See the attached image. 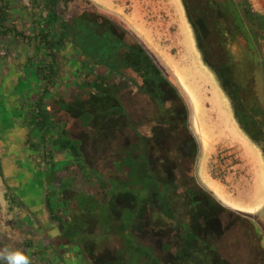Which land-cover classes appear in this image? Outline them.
<instances>
[{
  "label": "crops",
  "instance_id": "crops-1",
  "mask_svg": "<svg viewBox=\"0 0 264 264\" xmlns=\"http://www.w3.org/2000/svg\"><path fill=\"white\" fill-rule=\"evenodd\" d=\"M2 2L4 3L6 0H0V4ZM38 2L40 3L39 0H36V3L32 2L33 8L31 11L26 7L27 12L25 13L21 0H9V4L12 8H15L13 9V12H10V15H5V18H2L0 12V142L4 145L5 140L8 141L10 137L14 138L16 136L14 138L16 140L15 145H23L21 146V152L25 148L24 143H26L28 147H32L30 151L31 156L34 157L33 161L36 162V168L34 171L36 175L43 173L50 176L48 178L49 182L61 180L62 177L52 179L51 174L55 173L56 170H63L59 168V164L63 163V166L69 165L80 156L73 158L72 152L69 151L68 147L61 146L60 142L65 140L71 143L72 139H78L79 135L81 136V131L84 130L87 132L86 129L91 130L92 127L98 129L108 123L113 125V121H115L114 118L119 117H124L126 119L125 124L122 126L119 138L114 135L116 129L112 128L111 132L114 136L113 138L111 137V140H107L110 143L109 146L107 143L105 145L107 148L109 147L107 154H102L103 150L102 152L99 151V141L95 138L88 141L83 140L82 137L80 138L82 140L81 142L85 145L83 147V155L88 159L90 157L89 161L91 165L95 166L98 170L114 172L116 166L140 163L139 159L143 158L145 160L148 156L151 157L153 146L163 149V141L165 139L170 140V138L178 137L179 142H174L172 146L167 147L177 148V146L181 145V142L184 139L183 135H176L183 130L181 127L183 124V106H175L169 111L172 119L169 123L172 127L171 134L169 133V128L166 126L169 121V117L167 116L168 111L163 113L162 107L163 96H169L171 98L175 97L177 93H179L180 96H185L187 100L189 122H191L190 125L197 142V147L199 146L198 144L200 141L203 143L200 132L196 126L197 118L198 121H200L199 117L203 108L200 98L197 97L198 95L195 92V87L186 76L187 70H184L183 68L178 70L181 71L184 77L183 79L181 76V80L175 68L173 67V69L171 66L165 64L163 60L161 61L159 58L160 55L157 54L156 50L152 48V46L141 37V34L129 25L128 20L121 15L115 17L118 23L122 24L125 29L137 38L147 53L150 55L151 53L157 54L156 58L158 61H154L156 64L155 67H157L155 71L154 68L152 69L153 71L146 69L145 64H152L148 61H101L95 58L94 49L97 47L98 43L81 39V37H84L85 39L86 37H89L88 32L78 33L80 39L76 37L77 34H69L68 36L64 35L63 42L56 45L55 39L50 36L54 35V33L56 34L57 31L55 29H52V31L48 29V36L46 38L48 44H45L43 40H39V37H41V31L37 24L38 20L42 16H45V12H41ZM88 2L102 10L104 13L102 15L104 16L110 17L113 14L105 8L102 9V7L94 2V0H88ZM248 2L254 6L253 12L264 17V0H248ZM21 6L23 8L20 9ZM34 6H37V8ZM88 13L89 12H82L78 18L79 21L83 22L86 20L87 24L97 23L98 25L103 24V27L105 26L104 23H101V17H85L90 15ZM106 14H110V16ZM43 33H45V30ZM263 34L264 32L261 31L262 36ZM98 47L100 48V46ZM41 52L46 54V63H41L42 60L40 61L39 59ZM44 64H47L48 67L52 66L56 70L54 75L46 80L43 77V74L47 75V72L41 73L40 71V69L44 67ZM261 64H263V62H261ZM203 65V69H205V71L207 70V76L200 68L199 72L207 79L210 80L212 78L214 80L209 67L204 63ZM163 72L167 81H163V79L159 77L161 73L163 75ZM189 72L191 71L189 70ZM194 72H198V69H196V71L194 70ZM169 74H171L174 79ZM210 74L212 76L211 78ZM155 80L159 82L156 83L154 82ZM83 82H85L84 85ZM23 83H26L24 85L26 88L22 89L20 84ZM81 86H84V89ZM163 89L165 90V95L163 94ZM214 94L217 96L216 98L220 96L218 91L214 92ZM223 96L229 100L232 114H234L230 99L225 94ZM166 99L164 100L167 101ZM197 103L198 109L196 106ZM8 109L13 112L11 116L8 115ZM262 112L264 113V110ZM41 114L42 116L47 117V123L45 125L42 124L43 128H38L36 134L40 135V131L46 129L45 132L49 135L48 139L45 142L43 140L42 144H32L19 141L17 136L20 135V130H22V127L24 126V121L26 120L24 117L35 118L36 116H41ZM163 114L165 116H163ZM2 116L5 118H2ZM20 117L23 118H21L23 120L22 122L18 123V121H15ZM163 117H165L166 120H164ZM13 120L15 122H13ZM12 124H16V126H12ZM17 128H19L18 131ZM48 128H51V130ZM240 130L245 140L251 146L256 149L258 147L260 148L258 142L249 139L241 128ZM56 133L58 136H56ZM136 134L139 137L135 136ZM197 134L200 135V138ZM115 140L121 141L122 143L117 146ZM132 142L136 145L133 146V144H131ZM5 146L8 147L10 145ZM118 147H120V150ZM129 148H133V151L130 152ZM0 149H2V147H0ZM110 149L112 151H110ZM115 149H118L119 151H113ZM137 149L147 151L144 152L143 156H136L135 150ZM146 154H148L147 157ZM7 155L8 154L5 153L4 158H7ZM22 156L23 153L21 154V157ZM91 156L94 157V159H92ZM262 156V152H258V154L253 153L251 155V164H248L245 161L239 164V166L241 167L246 164L250 165L251 168L252 165L257 166L258 163L260 164V162H263ZM1 157L2 155L0 156V174H3V158ZM18 159L21 158L16 159V162L20 163ZM147 159L151 160V158ZM243 159L246 160L245 158ZM148 163L150 165L149 170H152L151 166L153 161L151 163L149 161ZM117 170V174L119 175V177L117 176V180L126 182L135 181L136 174H128L126 169L121 167ZM156 170L157 167L154 171ZM160 171V177H162L163 166L162 168L160 167ZM24 172L26 171L15 169V172L10 176V180H17V185L19 180H23V185L20 189L24 188ZM31 174L29 173L30 177L32 176ZM81 174L82 173L75 174L77 180L79 178L78 175L82 176ZM196 174L197 177H199L200 180L205 183L221 201L230 206L241 208L245 211H251L257 215L258 219H262V214L264 212V166L260 165L255 173L254 181H256V187L254 184L247 185L238 192L233 193L227 190L226 185L222 184L217 179H214V177H211V175L207 173L203 159L200 163L198 162V170H196L191 177L196 176ZM19 175L22 177H19ZM34 178L38 179L36 176H33V179ZM3 179L5 181V178L1 175L0 251L18 250L15 245L17 242H13V244L6 238V230L4 229L7 228V225L9 224H14L13 229L17 239L24 237L23 239L26 244L31 243V247L37 249L33 254L34 256H39L36 261H41V254L48 252V249L50 248L49 246L45 247V244H50L51 241L46 243L43 240L40 241L39 239L41 238L47 239L49 237L47 240H50L51 237L54 240L57 236L61 238L67 237L68 235L71 237L78 236L81 240L85 238L92 239V237L97 238V233L94 235V232L90 233L87 231L88 226L69 225L68 223H71V218H69V215H66L67 217L61 216L62 214H65L62 209L58 210L56 208L57 211L55 210L56 212L52 216L50 212H54V210L49 212L45 201L42 205L34 204L36 207L31 206L35 207V211L41 213L36 219L31 220L32 223H23L25 222L26 215H24L25 213L22 210L23 208H21V205H17L14 201L22 202L24 198L19 195L20 190L18 188L14 190L10 187L11 185H8L7 183H5L6 189L2 190ZM27 179H29V177H27ZM43 185L42 188L40 187L42 191L41 196L45 199L47 191L53 187L56 188V184L51 183V185H46V183H44ZM34 188H37V185L32 186V190L39 193L37 189L34 190ZM75 188L82 189L79 184L78 187L75 186ZM126 189L127 191L132 190L134 192L136 187L134 185H129ZM25 197L28 198L30 202H33L34 197H38V195L27 190L25 191ZM81 197L87 198V200L80 205L82 208H80L77 205V202H75L78 209L76 206H72V209L78 214L83 212L93 213L94 211L91 207L96 206V204L88 201L93 198V195L83 194ZM123 205L124 206L121 207L124 208H121V212H134L135 206L130 207L129 203L128 205L126 203ZM132 205H134V203ZM57 206L59 205H55V207ZM27 207L29 208V206ZM47 212L50 217V222H47V219L44 216V213ZM152 213V208H149L147 211L148 217L146 219L147 227H150V224L152 223ZM237 214L238 215H233L231 213L228 220L226 218L224 219L226 228L222 237H220L214 244L221 246V250L219 248L217 249L223 255L224 252L222 246H225V243L222 245L220 241L224 236L227 235L226 238L233 241L247 238L249 239L248 251L252 256L250 258L251 260L248 258L250 264H264V226H262L264 220H261L263 224H259L256 220L248 216L239 213ZM58 215L60 217H58ZM9 219H11V221H9ZM12 219L14 221H12ZM15 221L18 223L15 224ZM61 223L66 225L63 231L59 226ZM129 224L128 227L130 228L131 222ZM20 234L24 236L21 237ZM112 235L120 239V235L111 229L109 237L111 238ZM229 243L230 242H228V244ZM41 247H44L45 250H41ZM222 257L230 260L231 264H242L241 261H244V258H242L243 256L232 258L229 257V255H223ZM4 264H6V261Z\"/></svg>",
  "mask_w": 264,
  "mask_h": 264
},
{
  "label": "rangeland",
  "instance_id": "rangeland-1",
  "mask_svg": "<svg viewBox=\"0 0 264 264\" xmlns=\"http://www.w3.org/2000/svg\"><path fill=\"white\" fill-rule=\"evenodd\" d=\"M94 2H96L100 7H102V9L105 8L111 11V13H113L111 17L115 18V16L118 17V15H121L123 18L128 20L129 25L135 28V30L141 34V37L145 39L152 46V48L156 50L157 54L160 55L159 57L160 60L161 61L163 60L165 64L171 66L172 68L175 67V70H181V68L187 70L186 76L188 77L190 82H192L191 84L195 87V92L198 95L197 97L200 98L203 108L201 115L199 117L200 121L198 123L199 126L205 130L208 137L206 144L201 143V141L199 142L198 144L199 148L197 149V153H195L196 156L194 157L195 160L182 170L184 176L191 178L194 172H196L195 170H198V162L200 163L203 159L204 167L206 168L207 173L211 175V177H214V179H217L222 184L226 185L228 191L232 193L238 192L243 187L251 184H254V186L256 187V181H254L256 175L255 173L260 165L264 166V155L262 154L263 162H260V164L258 163L257 166L252 165L253 168L252 171L251 166L248 165L251 164V155L253 153L258 154V152L260 153L262 152V150L259 147L256 149L255 147L251 146L245 140L244 136L241 134L239 125L234 119V115L232 114L229 100L225 96H223L224 95L222 94L223 92L221 93L222 90L218 87L219 85L217 84L216 80L215 79L213 80L211 78L212 77L211 74H210L211 79L209 80L199 72V68H200L206 76L208 74L206 72L207 70L205 71V69H203L204 68L203 59L197 47L195 40V33L193 31L191 24L189 23L183 2L181 0H94ZM21 3L22 6L24 7L25 13L27 12V9H30L29 11L32 10L33 3L31 0H21ZM248 5L250 9L253 11L254 6H252V4L250 3H248ZM26 7L28 8L26 9ZM34 7L37 8V6ZM220 13L222 14V18H224V22L226 24L225 26H227V28H229V30L234 34L236 31L234 30L235 28L233 26V19H236V15H235L236 13L234 12V9L228 5L222 6ZM128 35L129 34L125 33L126 38L129 39ZM262 40L264 41L261 35V31H257L256 34L254 35V45H256L257 47V51H258L257 58L259 61L263 58L261 52ZM243 45L244 43H242V45L235 44L233 46V49L239 57H241L242 59L244 57V59L249 60V55H247L248 52L245 51ZM231 48L232 47H230V49ZM157 54L154 55L156 56ZM262 62L264 64L263 59ZM188 69L191 72H189ZM196 69H198V72H194V70L196 71ZM255 70H256V75L253 71L252 74L254 75L251 74L249 76V80L253 82V84L255 83L254 85L256 86V89L254 86L251 92L252 93L255 92L256 94L255 96H250V97H255L257 99L256 102L258 103V111L261 110L262 107L261 110L262 112L264 110V77H263V81L260 83H257L256 79L253 80V78L257 76V79L261 80V76H264V68L259 67ZM179 72L181 73V71ZM85 82H83V85L85 84ZM25 84L26 83L20 84V87L22 89L26 88L24 86ZM81 87L84 89V86ZM217 91L220 95L218 96V98H216L217 96H215L214 94V92ZM12 113H13L12 110L8 109V115L11 116ZM2 118L5 117L2 116ZM21 118L22 117L16 119L15 121H18V123H20L23 121L22 120L23 118L22 119ZM24 118H26V120L24 121L25 122L24 126L22 127V130H20V135L17 136L19 141L29 142L32 144H42L43 142L42 135L46 133L45 132L46 129L40 131V135H37L36 134L38 132L37 129L30 130L29 118L27 117ZM114 120L115 121H113V125L108 123L106 125L99 127L98 129L92 127L91 130L86 129L87 132L83 130L81 131V136L79 135L78 139L71 140V143H69L70 146L74 145L73 143L79 144L78 150L80 157L78 159H75V161L69 165L63 166V163L59 164V168L63 170L61 171L56 170L55 173L51 174L52 179L62 177L61 180L56 181L57 183L53 181L49 182L48 178L50 176H47L43 173H40V175L35 174L34 171L36 168V162L33 161L34 157L31 156V151H30L32 147L30 146L28 147V145L24 143L25 148L21 152V146L23 145L22 144L15 145L16 140L14 138L16 136L14 138L10 137L8 141L5 140L4 145L0 142V147H2V149H0V156L2 155L1 158H3L2 159L3 174H0V176L3 175V177L5 178V181L4 179L2 181L3 184L2 190L6 189L5 183L11 185L10 187L14 190L16 188L20 190L19 195L23 196L24 199L22 202L14 201V203H17V205H21V208H23L22 210L25 213L24 215H26L25 222L23 223H27V222L32 223L31 220L36 219V217L40 215L41 212L34 210V208L36 207L34 204L36 205L44 204L45 199L41 196L42 195L41 188L42 186H44L43 185L44 183H46V185H51L52 183V184H56V188L53 187L52 189H49L47 191V195L52 196L50 209L54 210V213L57 211L56 208L58 210L62 209L65 213L69 215L71 221H73V218H75L74 215L78 213L75 212L74 209H72L73 208L72 206H76L75 202H77V205L80 208H82L80 205H82V202H85L87 198L86 197L83 198L81 197V195L92 194L93 198L91 199L88 198L89 199L88 201L90 203L93 202L96 204V206H92L91 208L93 209L94 213L97 214L99 219L96 223L89 217L88 219H86V216H83L82 222H84L88 226L87 227L88 232L90 233L94 232V235L96 233L98 234L97 238L92 237V239L96 243L102 241L104 242L105 239H108L109 241L106 243V245L104 243H102L101 245H105L106 248H112V249L113 248L117 249L119 247L118 237L112 235V237L110 238L108 233L111 232V229L115 230L116 228H118L120 224H123L122 222H124L125 224V221L123 220L124 218H122L123 213L121 212L122 215H119V217L117 215L118 213H116L121 210L122 208L121 206H124V205H120V203L118 202V196L119 193H121L119 191L125 190V189L123 190L122 188L121 180H117V176L119 177V175L117 174L118 172L117 169L120 168V166H116V167L114 166L116 168L114 172H105L102 170H98L97 168H95V166H92L89 161L90 157L88 159L86 156L83 155L84 153L83 147L85 145L83 144V142H81L82 140L80 139L82 137L83 140L88 141L95 138L97 141H99V151L102 152L103 150L102 154L103 153L107 154L109 147L107 148V146L105 145L106 143L108 144V146L110 144L107 140H111V137L113 138L114 135L119 138L120 131L122 129V126L125 124L126 119L124 117H119V118H114ZM15 121L13 120V122ZM12 126H16V124L15 125L12 124ZM112 128L116 129L114 135L111 132ZM48 129L51 130V128ZM18 130L19 128H17V131ZM56 136H58L57 133ZM135 136H137V134ZM198 136L200 138V135ZM165 140H164L165 142L163 141V148L172 146L174 142H179L178 137L170 138V140L168 139ZM115 141L117 146L122 143L121 141L118 140ZM11 142H13L14 144ZM131 144H133V146L136 145L133 142ZM5 145H10V146L7 147ZM200 146H201V150H200ZM118 149L120 150V147H118ZM118 149H115L113 151H119ZM110 151L112 150L110 149ZM129 151L132 152L133 148H129ZM5 153L8 154L7 158H4ZM22 153L23 156L21 157ZM137 154L135 155L136 156L140 155L138 152ZM17 158H21L18 159L20 163L16 162ZM148 158H150V156H148ZM243 158H245L246 160H244ZM152 161L153 160L151 159L150 163ZM245 161L248 164L240 167L239 164ZM193 164H194V169L192 166ZM15 169L26 171L23 174V179H24L23 189H20L23 185L22 184L23 180H19L18 185L16 179H14L13 181L10 180V176H12L13 172H15ZM81 170L84 172H82ZM29 173L30 174L32 173L31 177L29 176ZM76 173L79 174L82 173L81 174L82 176L78 175L79 177L78 180L77 177L75 176ZM33 176H36L38 179L36 178L33 179ZM19 177L22 176L19 175ZM27 177H29V179H27ZM12 184H16V185H12ZM78 184L82 189L75 188V186L78 187ZM34 185L35 186L37 185V188H34V190L37 189L39 193L32 190V186ZM27 190L31 191V193H36L38 195V197H34L35 200L33 199V202H30L29 199L25 197V191ZM135 191L136 190H134V193H137V191L136 192ZM55 205H59V206L55 207ZM27 206H29V208ZM31 206H35V207H31ZM47 210L49 211V209ZM230 214L231 213L229 212H225V215L222 216L223 219L225 218L228 219ZM137 215L138 214L133 212L132 214L133 219L134 218L137 219ZM44 216L47 219V222H50L49 219L50 217L48 216V212L44 213ZM61 216L67 217L66 214H62ZM58 217L60 216L58 215ZM261 220H264V212L262 214ZM9 221H11V219H9ZM12 221L14 220L12 219ZM16 223L18 222L15 221V224ZM84 223L82 225H84ZM13 225L14 224H9L7 225V228L4 229L6 230L5 232L6 238L10 240L11 243L17 242V244H15L17 246L16 248H18V250L28 258L29 264H35V263L36 264H40V263L41 264H91L92 263L93 258L92 256L90 257V253L87 251L88 245H91L90 239H88L87 242H85L84 244L83 243L81 244L79 242L80 238H78V236L71 237L70 235L61 238L57 236L56 238H54V240L51 237L50 240H47L49 237L47 239L46 238L39 239L40 241L43 240L46 243H48L49 241L51 242L50 244H45V247L49 246L50 248L48 249V252L41 254L42 260L36 261V259H38L39 256L38 255L34 256L33 254L34 252L37 251V249L35 247L32 248L31 243L26 244V242H24L23 239L24 235L22 236L20 234V236L23 238L17 239L14 234L15 232L13 229ZM110 226H114V227L110 229ZM115 231L119 235H121L120 232H118L117 230ZM226 236H224V238H222L220 241L222 245L225 243V246H222V250L224 252L223 255H229V257L232 258H236V257L239 258L243 256L242 258H244V261H241V263L250 264V260H251L250 258L252 256L251 253H249L248 251L249 239L245 238L242 240L237 239L233 241L230 240L229 238H226ZM228 242L230 243L228 244ZM105 246L98 248V250L100 249L102 250V248H105ZM217 248L221 250V246H217ZM40 249L43 251L45 250L44 247H41ZM78 250H81V252ZM136 261H137L136 255L134 256L131 255L130 264H134Z\"/></svg>",
  "mask_w": 264,
  "mask_h": 264
},
{
  "label": "trees",
  "instance_id": "trees-1",
  "mask_svg": "<svg viewBox=\"0 0 264 264\" xmlns=\"http://www.w3.org/2000/svg\"><path fill=\"white\" fill-rule=\"evenodd\" d=\"M31 1L36 3V0ZM39 1L41 12H45V16H42L37 22L41 31L39 40H43L45 44H48V41H46L48 29L51 31L55 29L57 31L56 34L54 33V35L50 36L55 39L56 45L63 42L64 35L77 34L76 37L80 39L78 33L88 32L89 37H86V39L81 37V39L98 43L94 49L95 58L101 61H148L152 64H145L146 69L151 71L154 68V71L156 70L157 67H155L156 64L154 63V61H158L156 56L153 53L151 55L147 53L137 38L125 29L122 24H119L116 18L111 17L110 14H106L110 17L102 15L104 14L103 11L90 4L88 0ZM181 1L205 57L208 58L209 56L204 46L213 44L211 39L214 32L220 36V39L217 41L222 43L226 39L228 46L229 37L223 19L219 16L218 5H216L217 0ZM220 1H223L222 6L228 5L234 9L236 19H238L241 26H244V33L246 35H250L256 29L264 32V17L250 9L248 0ZM21 8L23 7L21 6ZM13 9L15 8H12L9 4V0H6L4 3L2 2L0 4L2 18H5V15H10ZM82 12H89L88 14L90 15L85 16L87 18L101 17V23H104L105 26L103 27V24L98 25L97 23L87 24L86 20L83 22L79 21L78 18ZM44 30L45 33H43ZM125 33L129 34V39L126 38ZM39 59L40 61L42 60L41 63H46V54L41 52ZM261 68H264V64H261ZM40 71L41 73L47 72V75L43 74L46 80L54 75L56 70L54 67H48L47 64H44V67ZM169 75L173 78L171 74ZM159 77L163 81H167L164 72ZM154 82L158 83L159 81L155 80ZM175 97L179 98V96ZM179 99L181 102L180 100H177V102L179 101V103H184L185 105L183 107V120H186L187 113L185 109H187V100L185 96H180ZM233 101L232 105L236 107V103L238 102L234 99ZM162 107L163 113L167 111L165 102H163ZM239 107L241 108L240 113L243 114L242 112H245L244 114L248 116L246 122L254 117L253 111H248L243 104H240L237 110ZM258 113L259 119L264 122V113H261V110ZM163 116L165 115L163 114ZM167 116L169 117V113H167ZM163 119L166 120L165 117ZM169 120L172 121L171 117ZM29 123L30 130H38V128H43L42 124L45 125L47 119L46 116H42L41 114V116L29 118ZM262 125L264 123L260 126ZM166 126L169 128V133L171 134V125L168 123ZM241 128H245V126L241 125ZM182 134L185 136V143L190 144L188 148H186L187 145L185 144L184 151L179 147V149L175 150V148L162 149L153 146L150 157L153 160L152 170H149L150 165L147 154L145 160L143 158L139 159L140 163L120 165L121 168L126 169L128 174H136L134 182L121 181L123 190L129 185H134L137 193H134L132 190L127 191V189L119 191L121 193H119L118 202L120 205L124 203L128 205L129 203L130 207L135 206L134 212L138 214L137 219H133V212H122L125 224L122 222L123 224H120L115 229L121 233L117 249L106 248L105 245L109 241L108 239L99 243L90 239L91 245H88L87 251L90 253V257L92 256L93 258L91 264H130L131 255H136L137 261L134 264H231L230 260L222 257V254L217 249V245L214 243L222 237L226 228L222 217L225 215V212L232 213L233 215L238 214L217 200L210 191L200 184L196 176L191 178L184 176L182 170L195 160L197 142L191 131L184 130ZM47 135L48 133L43 134L42 139L44 142L48 138ZM69 143V141L65 140L60 142L61 146L68 147L69 151L72 152L73 158L80 156L78 150L79 144L73 143L74 145L70 146ZM146 151L137 149L135 154L138 152L140 156H143ZM91 158L94 159L92 156ZM162 166L163 178L159 176L161 174L160 167L162 168ZM192 166L194 169V164ZM156 167L157 170L154 171ZM51 199L52 196H45V204L49 212L51 211ZM133 203L134 205H132ZM149 208H152L154 214L152 213L150 227H147L146 219ZM119 212H116L118 213V217L122 215L121 211ZM50 213L52 216L54 215V212L51 211ZM65 214L68 215L67 213ZM75 215L71 223L67 222L69 225H82L84 223L82 222L83 216H86V219L89 217L96 223L99 219L97 214H92L91 212ZM130 222L133 225L129 228ZM59 226L63 231L66 225L61 223ZM82 226L87 225L84 223ZM115 230L113 229L112 231ZM87 240L88 238L80 239L79 242L84 244ZM102 243L105 245H101ZM103 246L105 248L98 250V248ZM78 251L81 252V250Z\"/></svg>",
  "mask_w": 264,
  "mask_h": 264
},
{
  "label": "flooded vegetation",
  "instance_id": "flooded-vegetation-1",
  "mask_svg": "<svg viewBox=\"0 0 264 264\" xmlns=\"http://www.w3.org/2000/svg\"><path fill=\"white\" fill-rule=\"evenodd\" d=\"M217 1L218 2H216V5H218L219 16L222 18V14L220 13V10L222 9L223 1H220V0H217ZM222 19L224 22V18ZM233 26L235 28L234 30H236L234 33L235 35L229 30V28H227V26H225L227 33H228L227 35L229 37L228 46L226 44V39L221 43L217 41L218 39H220L219 34L216 35L215 32L212 34L213 37L211 41L213 44L204 46L206 47L205 48L206 53L208 52V56H209L208 58L205 57V55L203 54L202 52L203 49L202 50L200 49L201 47H200V44L197 42L198 40H197L196 34H195V40H196L197 47L200 51V54L202 56L203 63L209 67V70L211 71L214 79L219 85L218 87L222 90L220 91L223 92L230 99V101L232 100L231 107L234 113L233 114L234 119L236 120L240 128H241V125L245 126V128H241V129L248 136L249 139L254 140L255 142L259 143V146L262 150V154L264 155V151H263L264 150V125L260 126L264 122L259 119L258 103L256 102L257 99L255 97H250V96H255L256 93L251 92V90L255 86L254 85L255 83L253 84V82L249 80V76L253 73V71L256 75L255 69L259 67L261 68V66L259 65H261L262 61H259L257 58L258 51H257L256 45H254V35L256 34L257 31H262V30L256 29L251 32L252 35L251 34L246 35V33H244L245 31L244 26H241L240 22H238V19H233ZM193 31L195 33L194 29ZM262 42H261V52H262V57H263L262 59L264 61ZM242 43H244L243 46H244L245 51L248 52L247 55H249V60L244 59V57L243 59L239 57L233 49V46L235 44L242 45ZM230 47L232 48L230 49ZM255 79L257 83H260L263 81L262 76H261V80L257 79V76L253 78V80ZM164 89H163V94L165 95ZM255 89H256V86H255ZM175 96H179L180 98L179 93H177ZM167 97L169 96H163V102H165V104L167 105L166 109L169 113V119H170L171 117L170 112H169L170 109L174 108L175 106H179V105L184 107L185 105L184 103L183 104L179 103V101L177 102V100H180L179 98L177 99V97H171V98L169 97L168 99H166ZM164 99H166L167 101H165ZM233 99L236 102H238L236 103L238 106H240V104H243L248 109V111H253L254 117L252 119H249L248 122H246L248 116L244 114L245 112H242L243 114L240 113L241 112L240 107L237 110L238 106L236 105V107H234V105H232V103H234ZM185 110L187 113V118L186 120H183V124L181 125V127L183 128L182 131L189 130V132L191 131V133H193L192 127L190 125L191 122H189L190 119L188 116L189 114L188 107ZM170 122L171 121L169 120L168 123ZM181 133L182 132H178L177 135L179 136L183 135ZM183 137L185 136L183 135ZM185 144H186L185 140L183 139L181 142V145L177 146L175 150L181 148L184 151ZM186 145H187L186 148L190 146V144H186Z\"/></svg>",
  "mask_w": 264,
  "mask_h": 264
},
{
  "label": "clouds",
  "instance_id": "clouds-1",
  "mask_svg": "<svg viewBox=\"0 0 264 264\" xmlns=\"http://www.w3.org/2000/svg\"><path fill=\"white\" fill-rule=\"evenodd\" d=\"M29 264L28 258L19 250L0 251V264Z\"/></svg>",
  "mask_w": 264,
  "mask_h": 264
},
{
  "label": "water",
  "instance_id": "water-1",
  "mask_svg": "<svg viewBox=\"0 0 264 264\" xmlns=\"http://www.w3.org/2000/svg\"><path fill=\"white\" fill-rule=\"evenodd\" d=\"M262 50H263V56H264V41L262 42ZM200 150H201V146H200ZM196 171V170H195ZM196 178L197 180L200 182V184L205 188L207 189L208 191H210L214 196L215 194L206 186L205 183H203L199 177H197V174H196ZM216 197V196H215ZM217 198V197H216ZM217 200H219L224 206L234 210L235 212L239 213V214H242V215H245V216H248L254 220H256L259 224H263L262 221L260 219H258L257 215L251 211H245V210H241V209H238V208H235L233 206H230L226 203H224L223 201H221L219 198H217ZM264 226V224L262 225Z\"/></svg>",
  "mask_w": 264,
  "mask_h": 264
},
{
  "label": "bare ground",
  "instance_id": "bare-ground-1",
  "mask_svg": "<svg viewBox=\"0 0 264 264\" xmlns=\"http://www.w3.org/2000/svg\"><path fill=\"white\" fill-rule=\"evenodd\" d=\"M175 68V67H174ZM176 72L178 73V76H179V78L182 80V78H181V73L178 71V70H176ZM191 92V91H190ZM192 93V92H191ZM192 95H193V93H192ZM194 96V95H193ZM197 109H198V103H197ZM194 108V107H193ZM199 121H198V118H197V123H196V126H197V129H198V131L200 132V135H201V138H202V141H203V144H206L207 143V133L205 132V130L204 129H202L200 126H199V123H198Z\"/></svg>",
  "mask_w": 264,
  "mask_h": 264
}]
</instances>
